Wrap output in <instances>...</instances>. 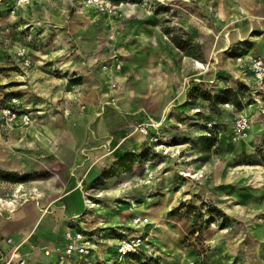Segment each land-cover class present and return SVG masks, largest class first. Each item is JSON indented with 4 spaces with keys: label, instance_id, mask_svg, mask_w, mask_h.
Listing matches in <instances>:
<instances>
[{
    "label": "rangeland",
    "instance_id": "1",
    "mask_svg": "<svg viewBox=\"0 0 264 264\" xmlns=\"http://www.w3.org/2000/svg\"><path fill=\"white\" fill-rule=\"evenodd\" d=\"M91 10L0 0V98L17 96L35 119L0 134V197L18 198L30 229L69 189L65 143L78 140L82 172L97 166L96 184L78 192L100 251L27 264H264V92L236 64L264 57V0H165L125 6L124 17ZM240 113L251 118L244 138L233 127ZM95 121L114 149L87 127ZM13 211L1 207L0 218ZM138 237L142 254L121 257L119 244Z\"/></svg>",
    "mask_w": 264,
    "mask_h": 264
},
{
    "label": "built area",
    "instance_id": "2",
    "mask_svg": "<svg viewBox=\"0 0 264 264\" xmlns=\"http://www.w3.org/2000/svg\"><path fill=\"white\" fill-rule=\"evenodd\" d=\"M35 0H16L18 5L28 3ZM78 5L96 10L98 13L105 14L110 17H124L125 6L142 5H156L165 3V0H71ZM18 56L24 67L30 65V60L26 53V49H19ZM116 67H120L119 59L110 62ZM111 64H104V69H107ZM236 64L243 71V73H250L254 83L264 92V57L258 54H240L236 56ZM228 105V104H227ZM33 111L30 105L22 102L17 96L9 98H0V133L5 135L13 131L22 132L33 124ZM251 118L248 114H237L233 127L236 135L244 138L248 135ZM213 123H211V127ZM155 126V125H154ZM142 132L148 134L147 126L142 127ZM221 132V131H219ZM81 222L76 226H69L63 233V238L60 242L53 243L41 247L40 253L46 257L55 256L58 259H69L71 257L87 258L99 248L101 238L95 235L85 223L84 214L76 217ZM135 222L145 223L146 217H135ZM7 244H13L11 250L7 254L0 247V264H26L25 260L19 253V245L14 243L12 237L5 239ZM142 239L132 238L123 240L118 247V253L121 257L128 255H141ZM124 260L122 259V262ZM196 264V263H192Z\"/></svg>",
    "mask_w": 264,
    "mask_h": 264
},
{
    "label": "crops",
    "instance_id": "3",
    "mask_svg": "<svg viewBox=\"0 0 264 264\" xmlns=\"http://www.w3.org/2000/svg\"><path fill=\"white\" fill-rule=\"evenodd\" d=\"M238 67V66H237ZM238 77L240 80H243L245 78H251L250 80L253 81V78L250 73L243 74V71L238 67ZM246 76L245 78L241 77ZM102 122L95 121L94 123H90L87 125L89 129H93V132L95 135H98L99 133L103 132V130H100L104 128L105 126L102 125ZM35 124L33 122L32 125H30L28 128H34ZM70 127L75 128V125H71ZM95 130V131H94ZM80 133V130L78 131ZM120 130L118 134H120ZM22 132L13 131L10 134L5 135V137H10L13 135H19ZM1 134V133H0ZM90 132L87 137L84 138L83 143L86 144L88 141H90ZM75 138V137H74ZM103 143L108 147L109 144H111V149H114L117 143L116 141H112L113 136L109 134L106 135V133L103 132ZM9 139V138H8ZM50 140V139H49ZM78 140L75 138L73 142L65 143V148L61 149L60 153V159L62 160H68L70 162H73V166L70 170L66 172L67 177L69 179V183L67 184V187H69L67 192L65 194H62L60 198L58 199V205L59 209L53 213L47 211H44L42 215H39V217L35 220V223H33L32 228L25 229L23 226V221L26 219L24 217L23 212H18L17 210L12 212V217H10L9 220L0 218V247L3 251H5L7 254L11 250L13 244H7L5 242V239L7 237H12L14 240V243L19 245V253L25 260V263L27 264L29 261L28 259L31 256H43L40 253L41 247H44L46 245H51L56 242H60L63 238L64 231L69 226H76L81 222L79 219H77L76 214H79L82 212L83 209V197L78 192L79 190L84 191L87 189V187L96 184L93 183L94 178L97 176V166L93 165V167H89L88 170L85 172H82L80 169L81 163L77 162V159H75L76 156L79 155V146H78ZM67 151L69 153L74 154V160L66 154H63L64 151ZM72 160V161H71ZM76 163L78 164L77 168L79 170H75ZM85 162H82L84 164ZM81 170V171H80ZM80 183V188L77 184ZM67 203L69 204V210L65 212V208ZM85 217V223L86 226L91 230L94 227H89L90 224H92V220L89 218L91 213L90 211H86L84 213ZM80 214V215H81ZM104 222L94 223V225L103 224ZM102 244H99V248L96 249L91 256L96 254L97 251H100ZM89 256V257H91ZM46 257V256H43ZM87 257V258H89ZM50 259H58L55 256L47 257ZM82 258V259H87ZM70 259H81L79 257H71Z\"/></svg>",
    "mask_w": 264,
    "mask_h": 264
},
{
    "label": "bare ground",
    "instance_id": "4",
    "mask_svg": "<svg viewBox=\"0 0 264 264\" xmlns=\"http://www.w3.org/2000/svg\"><path fill=\"white\" fill-rule=\"evenodd\" d=\"M91 12H93L92 13V15H96V12L94 11V10H91ZM101 16V15H100ZM109 18V17H108ZM244 39H242V41H243ZM44 134V132H42L40 129H38L37 130V136H38V138L39 139H42V138H46V135H43ZM233 154V153H232ZM25 185V184H24ZM26 186V185H25ZM22 188V187H21ZM26 188V187H25ZM16 189H18V188H16ZM36 190V189H35ZM18 191H20V189L18 190ZM17 191V192H18ZM22 192V191H21ZM15 195V196H14ZM13 196L14 197H19V195L18 194H14ZM24 198V197H23ZM18 199V198H17ZM17 199H13V198H11V199H4V198H1L0 197V209H1V207H9L10 208V210L11 211H13L14 210V207L16 206V203L18 202V200ZM86 199V198H85ZM151 198H149L148 197V200H150ZM85 202V201H84ZM96 204H92V206H95ZM87 206V205H86ZM91 206V207H92ZM108 213H111L110 211H107Z\"/></svg>",
    "mask_w": 264,
    "mask_h": 264
},
{
    "label": "trees",
    "instance_id": "5",
    "mask_svg": "<svg viewBox=\"0 0 264 264\" xmlns=\"http://www.w3.org/2000/svg\"><path fill=\"white\" fill-rule=\"evenodd\" d=\"M224 93H225V91H224ZM226 97V96H225Z\"/></svg>",
    "mask_w": 264,
    "mask_h": 264
}]
</instances>
